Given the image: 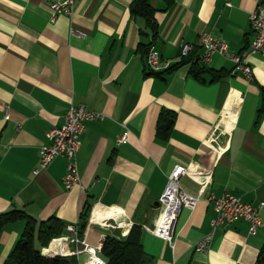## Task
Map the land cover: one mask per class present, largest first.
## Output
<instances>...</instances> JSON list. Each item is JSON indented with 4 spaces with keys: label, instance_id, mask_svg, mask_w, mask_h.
Returning a JSON list of instances; mask_svg holds the SVG:
<instances>
[{
    "label": "crops",
    "instance_id": "0c3cea01",
    "mask_svg": "<svg viewBox=\"0 0 264 264\" xmlns=\"http://www.w3.org/2000/svg\"><path fill=\"white\" fill-rule=\"evenodd\" d=\"M53 1L0 0V214L22 210L38 223L57 217L66 227L80 226L88 205L83 234L91 246L120 230L89 227L90 218L125 216L140 228L150 264H258L264 227L251 235L245 221L216 228L209 249L195 251L216 218L206 195L193 212L181 211L174 248L143 226L155 224L177 165L190 170L180 181L190 196L200 195L196 178L210 174L208 193L221 197L227 191L254 207L264 203V51L249 58L250 81L232 74L229 56L214 55L204 65L199 45L200 36L211 33L229 44V55L246 51L254 39L249 16L264 0H176L170 8L164 0H150L155 38L146 21L132 15L134 0H77L70 18L52 22ZM184 43L195 46L188 64L154 74L146 68L141 45L174 66L182 61ZM196 62L207 69L199 76L191 72ZM218 72L225 76L216 80ZM72 105L105 118L85 122L80 184L66 190L64 158L35 171L48 132L63 124ZM168 112L174 125L163 138L159 119ZM125 131L126 141L118 144ZM260 214L264 222V207ZM24 228L18 221L2 229L0 264ZM69 247L67 252L75 249ZM76 257L79 264L87 260L86 254Z\"/></svg>",
    "mask_w": 264,
    "mask_h": 264
},
{
    "label": "built area",
    "instance_id": "2783aa9c",
    "mask_svg": "<svg viewBox=\"0 0 264 264\" xmlns=\"http://www.w3.org/2000/svg\"><path fill=\"white\" fill-rule=\"evenodd\" d=\"M77 0H54L51 4V21L53 22L58 16L64 15L71 17L75 11ZM249 23L254 34V39L250 47L239 54H231L229 44L223 39L214 36L211 33H203L200 36V47L202 53L200 61L204 65H208L214 55L221 57L229 56L230 61L234 64L232 74L242 73L248 80H253V70L249 62L252 55L261 54L264 51V6H258L249 16ZM71 33L84 38L81 32L71 30ZM195 50V46L190 43H184L180 48V58L182 60L191 59V55ZM146 68L152 73H164L172 68V64L162 60L161 56L151 49L146 56ZM104 114L94 112L85 105H72L64 115L63 124L48 132V143L43 145L40 151L39 168L35 171L37 174L41 170H47L57 157L66 160V176L64 178V188L71 190L80 184V173L78 168V153L81 149V136L85 129V122L103 120ZM8 119V116L5 117ZM129 132L125 131L118 139V144L126 141ZM190 170L184 166L177 165L173 168L168 176V181L164 192L159 200V215L153 226L144 225L143 229L159 239L167 242L172 248L175 245V229L178 217L182 210L193 212L201 200L206 195V200L213 204L216 218L213 221V231L203 238L196 246L195 251L204 252L210 247L216 228L222 226L227 227L238 221L249 223V233L254 235L258 230L264 227L261 218V210L264 203L254 207L251 204L243 203L241 199L229 192H225L221 197L215 196L214 193H208L211 184V175L206 174L196 178L200 184V195L193 197L186 194L180 185L182 178L189 176ZM89 227L98 226L109 232L120 230V234L115 236L118 239L126 238L134 223L125 216L113 217L111 219L88 221ZM68 235L53 239L49 246L45 248L46 253L51 250L54 241H62V256H79L87 255L84 264H107L102 257V243L105 235L97 246H91L87 243L84 234L80 236L79 225H69L66 227ZM74 245L75 249L67 252L66 247ZM42 253L43 255L46 254ZM55 254V253H54Z\"/></svg>",
    "mask_w": 264,
    "mask_h": 264
},
{
    "label": "trees",
    "instance_id": "16d2710c",
    "mask_svg": "<svg viewBox=\"0 0 264 264\" xmlns=\"http://www.w3.org/2000/svg\"><path fill=\"white\" fill-rule=\"evenodd\" d=\"M175 1L164 0L167 8L172 7ZM131 13L134 17L143 18L146 21L147 27L153 33L154 38L157 36L156 10L151 6L150 0H134L131 6ZM140 49L144 52L145 56L150 51V47L144 45H141ZM189 62V59L182 60L180 63L172 66L168 71L175 70L179 66L186 65ZM206 71L207 69L199 67L197 62L192 64L191 72L195 76H199ZM213 75L214 79L218 80L224 77L225 73L218 72ZM174 117V114L170 112L166 115L161 114L158 133L163 138H167L170 134L174 125ZM90 210V206L87 205L81 214V223L79 226L80 236L83 235L87 227ZM18 221H24L25 228L4 264H79L76 256L48 258L40 250L41 248L48 247L53 239L64 236L66 226L60 219L51 217L45 222L38 223L22 210H11L0 214V232L5 226ZM139 233L140 228L133 226L129 235L124 239H118L115 236L107 234L102 243V257L106 260L107 264H142V258L145 256V252L140 243ZM258 264H264V247L259 253Z\"/></svg>",
    "mask_w": 264,
    "mask_h": 264
},
{
    "label": "bare ground",
    "instance_id": "6f19581e",
    "mask_svg": "<svg viewBox=\"0 0 264 264\" xmlns=\"http://www.w3.org/2000/svg\"><path fill=\"white\" fill-rule=\"evenodd\" d=\"M61 248H62V241H54L52 243V247H51V250L48 251L49 254H52V253H61ZM46 253V251H45Z\"/></svg>",
    "mask_w": 264,
    "mask_h": 264
},
{
    "label": "water",
    "instance_id": "95a60500",
    "mask_svg": "<svg viewBox=\"0 0 264 264\" xmlns=\"http://www.w3.org/2000/svg\"><path fill=\"white\" fill-rule=\"evenodd\" d=\"M44 256L45 257H48V258H56V257H61L62 255H59V254H54V253H52V254H49V253H46V254H44ZM151 263V258L150 257H148V256H144L143 258H142V264H150Z\"/></svg>",
    "mask_w": 264,
    "mask_h": 264
},
{
    "label": "rangeland",
    "instance_id": "374dc122",
    "mask_svg": "<svg viewBox=\"0 0 264 264\" xmlns=\"http://www.w3.org/2000/svg\"><path fill=\"white\" fill-rule=\"evenodd\" d=\"M71 248L69 246L66 247V250L69 251Z\"/></svg>",
    "mask_w": 264,
    "mask_h": 264
}]
</instances>
